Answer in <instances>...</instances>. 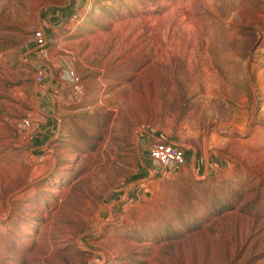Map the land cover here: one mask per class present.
<instances>
[{
  "label": "rangeland",
  "instance_id": "obj_1",
  "mask_svg": "<svg viewBox=\"0 0 264 264\" xmlns=\"http://www.w3.org/2000/svg\"><path fill=\"white\" fill-rule=\"evenodd\" d=\"M83 1L0 0V264H264V0ZM148 131L188 162H153Z\"/></svg>",
  "mask_w": 264,
  "mask_h": 264
},
{
  "label": "built area",
  "instance_id": "obj_2",
  "mask_svg": "<svg viewBox=\"0 0 264 264\" xmlns=\"http://www.w3.org/2000/svg\"><path fill=\"white\" fill-rule=\"evenodd\" d=\"M91 5V0H84L81 3V7L88 11ZM72 10L67 17L70 24L77 23L81 14L80 8ZM25 44L31 46L37 52V55L41 58L46 56V37L42 28L30 27L28 33L25 36ZM59 77L73 81L76 79V75L69 67L61 68L59 71ZM34 78L37 82L44 80V72L41 67L35 69ZM44 113H38L34 116H30L29 112L26 116L18 120L17 126L19 129L28 130L33 122L40 123L44 120ZM147 152L151 159H153L161 167H170L173 164H182L185 162L184 152L181 146L174 144L170 141L155 139L148 143Z\"/></svg>",
  "mask_w": 264,
  "mask_h": 264
},
{
  "label": "crops",
  "instance_id": "obj_3",
  "mask_svg": "<svg viewBox=\"0 0 264 264\" xmlns=\"http://www.w3.org/2000/svg\"><path fill=\"white\" fill-rule=\"evenodd\" d=\"M57 77H59V72H58ZM57 77H55L53 79L51 78L50 81H53L54 79L56 80ZM51 88H52V86L49 87V89H51ZM41 91H42V95L40 98L41 103H40V107H39L38 111H39V113H44V115H45L44 121H43V123L40 124L39 129L36 131L35 137H33V138L31 137V139H29L28 143H27L29 145L28 148L31 149L32 154H35V155H36L37 151L44 149L43 145H45V143H47L49 140H52L51 138L55 134V132H54L55 130L53 129V125H55V124L58 125V119L54 115V113L52 112L53 111L52 110V103L50 100L51 96L49 94H46L47 92H44L43 90H41ZM142 135H144V139H148V141L159 139L157 137L162 136L163 137L162 140L170 141V142L180 146V143L177 142L175 136H173L171 134H165V132L160 131L157 133L155 132V134H153L151 131H148V132L142 133ZM183 152H184V156H185V162L182 164H185L186 162H188L187 161V153L185 150H183ZM150 159L149 160H142L140 158V164H139L141 169H143V171L147 172L148 174H152L153 172L157 171L156 168L153 167V165H150V163H151ZM151 160L153 162H155L153 159H151ZM177 165H180V164H177Z\"/></svg>",
  "mask_w": 264,
  "mask_h": 264
}]
</instances>
